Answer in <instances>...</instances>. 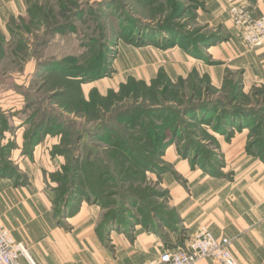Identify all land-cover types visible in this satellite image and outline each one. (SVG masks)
Masks as SVG:
<instances>
[{
	"label": "rangeland",
	"instance_id": "rangeland-1",
	"mask_svg": "<svg viewBox=\"0 0 264 264\" xmlns=\"http://www.w3.org/2000/svg\"><path fill=\"white\" fill-rule=\"evenodd\" d=\"M239 1L256 15V0H30L0 45V177L43 192L58 225L95 205L107 240L184 247L181 197L264 188V53L230 17Z\"/></svg>",
	"mask_w": 264,
	"mask_h": 264
},
{
	"label": "crops",
	"instance_id": "crops-1",
	"mask_svg": "<svg viewBox=\"0 0 264 264\" xmlns=\"http://www.w3.org/2000/svg\"><path fill=\"white\" fill-rule=\"evenodd\" d=\"M29 1L0 0L2 47L8 44L5 35L10 20L26 17ZM202 1L211 11L225 10L230 4V0ZM252 5L256 16H264V0ZM259 53H264V48L258 49ZM0 94L8 92L4 89ZM23 131L24 126L17 128L18 140ZM220 189V197L193 192L178 200L183 204L190 240L205 226L215 238L231 241L230 251L240 264H264V188L223 184ZM39 196L43 192L36 187H20L0 177V223L17 242L27 246L35 264H146L166 249L178 248L175 243L166 247L164 241L143 230L133 236L113 233L107 240L104 232H99L103 211L95 205L81 204L62 226L58 225L50 214L52 204L38 202L43 199Z\"/></svg>",
	"mask_w": 264,
	"mask_h": 264
},
{
	"label": "built area",
	"instance_id": "built-area-1",
	"mask_svg": "<svg viewBox=\"0 0 264 264\" xmlns=\"http://www.w3.org/2000/svg\"><path fill=\"white\" fill-rule=\"evenodd\" d=\"M229 14L249 49L264 47V16L253 15L243 4L231 6ZM230 247L229 239L215 238L205 226H201L184 247L166 249L146 264H240ZM0 264H35L25 246L17 242L1 223Z\"/></svg>",
	"mask_w": 264,
	"mask_h": 264
},
{
	"label": "trees",
	"instance_id": "trees-1",
	"mask_svg": "<svg viewBox=\"0 0 264 264\" xmlns=\"http://www.w3.org/2000/svg\"><path fill=\"white\" fill-rule=\"evenodd\" d=\"M36 132H37V131H35V132H34V136H33V138H32V139H35V137H36Z\"/></svg>",
	"mask_w": 264,
	"mask_h": 264
}]
</instances>
